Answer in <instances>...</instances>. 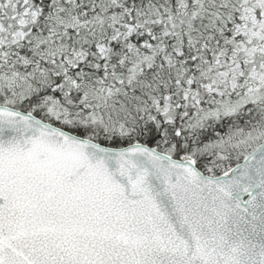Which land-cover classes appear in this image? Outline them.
Instances as JSON below:
<instances>
[{
  "label": "snow or ice",
  "instance_id": "obj_1",
  "mask_svg": "<svg viewBox=\"0 0 264 264\" xmlns=\"http://www.w3.org/2000/svg\"><path fill=\"white\" fill-rule=\"evenodd\" d=\"M0 264H264V0H0Z\"/></svg>",
  "mask_w": 264,
  "mask_h": 264
}]
</instances>
